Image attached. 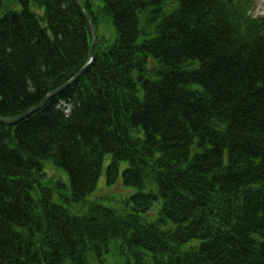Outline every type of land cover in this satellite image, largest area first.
Segmentation results:
<instances>
[{
    "label": "trees",
    "instance_id": "obj_1",
    "mask_svg": "<svg viewBox=\"0 0 264 264\" xmlns=\"http://www.w3.org/2000/svg\"><path fill=\"white\" fill-rule=\"evenodd\" d=\"M12 1L21 7L0 12V116L67 81L90 45L75 0ZM81 3L97 32L93 63L0 124V264H106L111 249L122 264H264L256 1ZM105 154L106 185L126 161L121 182L136 187L120 205L89 198Z\"/></svg>",
    "mask_w": 264,
    "mask_h": 264
},
{
    "label": "rangeland",
    "instance_id": "obj_2",
    "mask_svg": "<svg viewBox=\"0 0 264 264\" xmlns=\"http://www.w3.org/2000/svg\"><path fill=\"white\" fill-rule=\"evenodd\" d=\"M256 4L253 8V14H263L264 13V0H255ZM6 7H11L13 9H19L21 5L17 1L6 0L3 2V9H0V12L4 11ZM29 8L34 11L39 17H42L44 14V9L42 6L36 4V2L31 1L29 4ZM100 30L104 31L105 35L108 38H111V27H107L104 25L100 26ZM65 108V112H68V106L63 104ZM110 156L105 154L103 158V168L101 174L99 175L97 181V187L95 191L89 196V198H103V203L106 205H120L121 201L127 197L129 194H132L136 191V187L134 186H124L121 182L120 173L124 166H126V161L119 162V178L117 181L112 185L105 184V172L104 168L106 164L109 162ZM55 173H60L63 181L66 184V189L69 187L68 177L64 171H54ZM158 204L155 203L154 207L152 208L151 212H154L157 208ZM152 215H149L147 218H151ZM123 263V256L118 254L116 250L111 249L108 254L106 255V264H122Z\"/></svg>",
    "mask_w": 264,
    "mask_h": 264
},
{
    "label": "water",
    "instance_id": "obj_3",
    "mask_svg": "<svg viewBox=\"0 0 264 264\" xmlns=\"http://www.w3.org/2000/svg\"><path fill=\"white\" fill-rule=\"evenodd\" d=\"M76 4H77L79 14H80L81 18L83 19L85 26L87 28V31L89 33V36H90L89 54H88V58L86 60V63L65 83L58 86L53 91L47 92L45 94V96L37 104L29 107L28 109H26L24 112H22L20 114H16L13 116H0V124L1 125L12 126V125L18 123L19 121H21L22 119L26 118L27 116H29L30 114L39 110L43 105H45V103L52 97L53 94L59 93L64 88H66L70 83L74 82L77 78H79L87 70V68L93 62V60L95 58L94 46H95V40H96V35H97L96 30H95V27H94L90 17L88 16L85 9L83 8V6L81 4V0H76Z\"/></svg>",
    "mask_w": 264,
    "mask_h": 264
},
{
    "label": "clouds",
    "instance_id": "obj_4",
    "mask_svg": "<svg viewBox=\"0 0 264 264\" xmlns=\"http://www.w3.org/2000/svg\"><path fill=\"white\" fill-rule=\"evenodd\" d=\"M81 4H82V3H81ZM76 5H77V4H76ZM83 8H84V7H83ZM86 13H87V12H86ZM84 24H85V23H84ZM95 30H96V29H95ZM96 34H97V32H96ZM89 37H90V36H89ZM96 38H97V35H96ZM95 43H96V40H95ZM89 46H90V45H89ZM94 47H95V46H94ZM88 54H89V50H88ZM94 54H95V52H94ZM87 58H88V56H87ZM86 60H87V59H86ZM94 60H95V58H94ZM94 60H93V61H94ZM85 63H86V61H85ZM85 63H84V64H85ZM92 63H93V62H92ZM92 63H91V64H92ZM84 64H83V65H84ZM91 64H90V65H91ZM88 68H89V67H88ZM88 68H87V69H88ZM75 73H76V72H75ZM75 73H74V74H75ZM74 74H73V75H74ZM83 74H84V73H83ZM83 74H82V75H83ZM73 75H72V76H73ZM72 76H71V77H72ZM71 77H70V78H71ZM70 78H69V79H70ZM77 79H78V78H77ZM77 79H76V80H77ZM76 80H75V81H76ZM65 82H66V81H65ZM65 82H64V83H65ZM72 83H73V82H72ZM70 84H71V83H70ZM70 84H69V85H70ZM61 85H62V84H61ZM56 88H57V87H56ZM64 89H65V88H64ZM60 92H61V91H60ZM39 102H40V101H39ZM46 103H47V102H46ZM46 103H45V104H46ZM67 106H68V105H67ZM42 107H43V106H42ZM42 107H41V108H42ZM68 107H69V106H68ZM41 108H40V109H41ZM23 112H24V111H23ZM66 113H67V112H66ZM14 125H15V124H14ZM12 126H13V125H12ZM116 181H117V180H116ZM105 184H106V183H105ZM96 187H97V186H96Z\"/></svg>",
    "mask_w": 264,
    "mask_h": 264
},
{
    "label": "bare ground",
    "instance_id": "obj_5",
    "mask_svg": "<svg viewBox=\"0 0 264 264\" xmlns=\"http://www.w3.org/2000/svg\"><path fill=\"white\" fill-rule=\"evenodd\" d=\"M75 1H76V0H75ZM54 89H55V88H54ZM54 89H52V90H50V91H53ZM57 94H58V93L53 94L52 97L55 96V95H57Z\"/></svg>",
    "mask_w": 264,
    "mask_h": 264
}]
</instances>
